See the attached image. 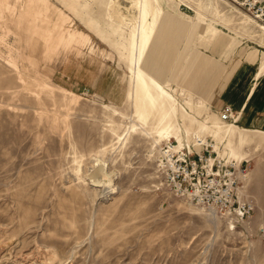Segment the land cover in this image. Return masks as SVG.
I'll use <instances>...</instances> for the list:
<instances>
[{"label":"rangeland","instance_id":"1","mask_svg":"<svg viewBox=\"0 0 264 264\" xmlns=\"http://www.w3.org/2000/svg\"><path fill=\"white\" fill-rule=\"evenodd\" d=\"M140 1L0 0V264H264V131L185 83L200 36L264 45V29L234 0ZM141 28L152 62L134 48ZM151 80L163 91L143 105ZM195 133L240 166L249 218L165 186L159 147Z\"/></svg>","mask_w":264,"mask_h":264},{"label":"crops","instance_id":"2","mask_svg":"<svg viewBox=\"0 0 264 264\" xmlns=\"http://www.w3.org/2000/svg\"><path fill=\"white\" fill-rule=\"evenodd\" d=\"M213 26L228 36L231 34L228 29L224 31L226 27L221 24ZM260 42V39L239 38L235 47H229L216 38L210 40L200 36L201 45L198 49L192 48L194 53L187 66L185 83L219 114L229 106L241 128L263 132L264 45ZM173 52L162 62L166 70L156 73L159 80L166 82L169 80L166 76L173 73L177 55Z\"/></svg>","mask_w":264,"mask_h":264},{"label":"built area","instance_id":"3","mask_svg":"<svg viewBox=\"0 0 264 264\" xmlns=\"http://www.w3.org/2000/svg\"><path fill=\"white\" fill-rule=\"evenodd\" d=\"M264 27L263 0H234ZM220 118H236L229 106ZM157 166L165 186L176 196L214 209L231 221H243L253 212L251 200L238 194V171L235 159L219 156L213 143L195 133L190 142L167 140L157 152Z\"/></svg>","mask_w":264,"mask_h":264},{"label":"bare ground","instance_id":"4","mask_svg":"<svg viewBox=\"0 0 264 264\" xmlns=\"http://www.w3.org/2000/svg\"><path fill=\"white\" fill-rule=\"evenodd\" d=\"M138 1L141 2L140 0H137V2ZM172 22H173V19H168V20H166V19L163 20L162 19L161 21H159L158 23L155 24L156 27L154 26V27L150 28L149 34L151 36L152 41L155 38H157L159 36V33H161L162 31H163L162 32L163 34L165 33V31L166 32L169 31V27L171 28ZM262 28L264 29V27H262ZM143 30H144V28H141V35H140L141 40H140V43L139 44L135 43L134 44V48L137 50L138 53L145 54V56L150 59V62H152L151 54L153 52L152 51L153 44L150 45L149 42H146L147 36L145 35V33H144ZM217 36H219V35H217ZM144 49H146V51H144ZM156 58H158V57H156ZM155 60H157V59H155ZM160 87H161V85L158 83L157 80H153V82L151 80V83H150L147 91L144 94V98L142 99V104L143 105H146L147 103L148 104H152V102L157 98V96L159 94V91H163V88H160ZM180 141H178V142H180ZM213 146H214L215 151H217L215 142H213ZM218 154H219V152H218ZM103 169H104L103 166H99V168L96 169V172L95 173L101 174L103 177H107V175L105 173H103ZM98 174H93L92 176H90V178L93 177V179L92 178L91 179H92V182L95 183V184H97L98 182H100L99 180H97L95 178V175L98 176Z\"/></svg>","mask_w":264,"mask_h":264}]
</instances>
